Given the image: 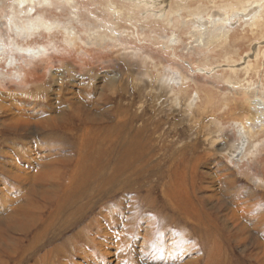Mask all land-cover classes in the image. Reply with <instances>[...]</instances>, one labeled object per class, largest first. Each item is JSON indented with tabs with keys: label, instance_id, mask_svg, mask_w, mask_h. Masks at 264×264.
I'll use <instances>...</instances> for the list:
<instances>
[{
	"label": "rangeland",
	"instance_id": "rangeland-1",
	"mask_svg": "<svg viewBox=\"0 0 264 264\" xmlns=\"http://www.w3.org/2000/svg\"><path fill=\"white\" fill-rule=\"evenodd\" d=\"M21 1L0 0V264H263L256 0ZM137 129L147 157L116 172Z\"/></svg>",
	"mask_w": 264,
	"mask_h": 264
},
{
	"label": "bare ground",
	"instance_id": "bare-ground-1",
	"mask_svg": "<svg viewBox=\"0 0 264 264\" xmlns=\"http://www.w3.org/2000/svg\"><path fill=\"white\" fill-rule=\"evenodd\" d=\"M24 1L22 0L21 1V3H23ZM255 3H256V5H257V11H256V13L255 14H252V15H250V21H251V24H253L254 22H257V23H260L261 22V14H262V12L264 11V3H262L261 4V0H256L255 1ZM224 22H227L226 20H223L222 21V23H224ZM41 25H42V23H41V20L40 19H37V20H34V21H27L25 24L23 23V25L22 24H20L18 27H17V33H23V34H32L33 32H35L37 29H39L40 27H41ZM222 28H224V29H226L224 26H221ZM226 31H221V33H225ZM71 37H73L72 35H70ZM75 37V36H74ZM73 37V38H74ZM72 38V39H73ZM71 39V40H72ZM73 40H76V39H73ZM39 52V51H38ZM35 54H37V53H35ZM171 82H173L172 80H171ZM145 95V94H144ZM26 97V96H25ZM6 99V98H5ZM256 100V99H255ZM4 98H3V95H1L0 94V110H3L4 109ZM142 102V101H141ZM140 102V103H141ZM135 105H136V103H135ZM258 106H260V103L259 104H257ZM155 106V105H154ZM257 107V106H256ZM262 107V106H261ZM6 108V107H5ZM256 109V108H255ZM260 109V108H259ZM5 110V109H4ZM14 111V110H13ZM125 111V110H124ZM156 111V110H155ZM1 112V111H0ZM5 114V113H4ZM0 115H1V113H0ZM3 116V115H2ZM139 116V115H138ZM253 116V120H252V122H255V120H260L261 119V116H262V114L261 113H256L255 114V116L254 115H252ZM120 117V116H119ZM14 118V117H13ZM131 120H130V122H129V129H131V131H132V129H133V126L137 123V120L139 119H137V116L136 115H134L133 117H131L130 118ZM135 123V124H134ZM3 123H2V121H0V125H2ZM16 124V123H15ZM123 125H125V124H123ZM14 127V126H13ZM142 127V126H141ZM16 128V127H15ZM144 129V128H143ZM243 129H245L244 127H243ZM11 130V129H10ZM12 130H14V129H12ZM95 130V129H94ZM110 130V129H109ZM124 130V129H123ZM22 131V130H21ZM14 132V131H13ZM107 132V131H106ZM142 130L141 129H137V131H135V133L134 134H132L130 137H128L127 139L125 138L124 140H121L119 143H117L116 144V150H117V152H118V154H119V157L120 158H118L119 159V162H118V164L117 165H115L116 167H115V170H116V172H120L121 170H123V169H128V168H130V167H132L133 166V164H134V162L136 163V164H139L138 162H139V159L143 156V157H147V153H146V151H145V149H144V147H145V143H142V139H141V135H142ZM109 133H111V135L114 133V134H117V133H119V127L118 126H114V129L113 130H111ZM121 134V133H120ZM191 135V134H190ZM241 136H243V135H241ZM112 137V136H111ZM90 140V139H89ZM142 140V141H141ZM145 140V139H144ZM144 142V141H143ZM246 142V141H245ZM182 146H184V145H182ZM248 146H249V143H248ZM248 146H247V149H248ZM192 149L194 150V147H192ZM246 149V150H247ZM180 152H182V153H184V154H187V153H191V145H188L187 147H184V148H181L180 149ZM101 155H102V152H97L95 155H94V158L96 157H101ZM105 155V154H104ZM208 156H210V155H208ZM204 158H206V156L204 155V156H200V157H195V159L196 160H198L199 162L201 161V160H203ZM118 161V160H117ZM191 161V160H190ZM207 161V160H206ZM197 162V161H196ZM181 162H179L178 164H176V162L174 161L172 164H171V166H170V169L169 170H171V168H172V166H176V170L177 169H179L178 167H179V164H180ZM196 165V164H195ZM134 166H135V164H134ZM174 172V171H173ZM193 172V171H192ZM176 173V172H175ZM174 173V174H175ZM194 174V173H193ZM218 175H215V177H217ZM196 177V176H195ZM193 178V180H192V183H191V185H192V188L194 189V192L193 193H196V192H198V191H200V188H195L196 187V185H195V181H194V179H196V178ZM214 177V176H213ZM213 177H212V179H213ZM86 179V178H85ZM218 180V179H217ZM215 182V181H214ZM221 183V182H220ZM180 185V184H179ZM218 185V184H217ZM221 185H222V183H221ZM180 187H184V186H182V185H180ZM213 187V186H212ZM220 187V186H219ZM174 188V187H173ZM218 188V187H217ZM177 190H182V189H176V190H174V191H177ZM173 191V192H174ZM213 191V190H212ZM214 192L215 193H218V192H220L219 191V189L218 190H214ZM177 193H180V191H178ZM214 197V196H213ZM216 197V196H215ZM214 197V198H215ZM206 198V197H205ZM212 198V197H211ZM245 202V201H244ZM247 202V201H246ZM235 203V202H234ZM241 203V202H240ZM247 205V204H246ZM237 206V205H236ZM235 206V207H236ZM248 206V205H247ZM248 207H246V206H238L237 208H234L233 210H232V212H233V214L234 213H236V214H238V216H240V215H242L243 213H245V211H246V209H247ZM237 215L235 216V217H238ZM19 224H21V223H19ZM19 227V226H18ZM20 227H22V224L20 225ZM259 238V237H258ZM264 238V237H263ZM256 241V240H255ZM263 242V241H262ZM256 244V243H255ZM256 247H257V245H256ZM263 249V248H262ZM253 253V252H252ZM263 253V252H262ZM261 253V254H262ZM264 254V253H263ZM262 254V255H263ZM250 255V254H249ZM248 255V256H249ZM254 257V256H253ZM264 257V256H263ZM256 258V257H255ZM260 258V257H259ZM247 259V258H246ZM257 259H258V257H257ZM249 260H251V259H249ZM263 263V262H262ZM260 264H261V262H260ZM264 264V263H263Z\"/></svg>",
	"mask_w": 264,
	"mask_h": 264
}]
</instances>
